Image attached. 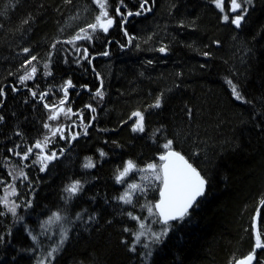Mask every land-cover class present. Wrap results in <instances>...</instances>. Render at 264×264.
<instances>
[{
    "label": "trees",
    "instance_id": "16d2710c",
    "mask_svg": "<svg viewBox=\"0 0 264 264\" xmlns=\"http://www.w3.org/2000/svg\"><path fill=\"white\" fill-rule=\"evenodd\" d=\"M229 5L221 12L215 0H108L115 23L93 32L101 11L94 0H0V198L13 183L8 166L27 175L15 186L16 215L0 203V264H235L255 248L256 221L264 242V0L244 5L239 28ZM117 8L132 17L122 23ZM85 28L91 39L73 40ZM32 66L36 81L21 84ZM69 80L87 91L80 100L92 110L83 122L73 117L78 132L70 126L45 142L50 109L39 97L52 92L59 106ZM134 112L144 116L143 132L133 131ZM169 140L208 185L155 244L152 233L166 226L155 208L148 212L161 184L147 165L162 163ZM37 142L56 152L43 171ZM89 158L94 166L85 168ZM128 160L144 171L118 183ZM76 181L81 189L70 196ZM126 191L127 204L119 199ZM53 213L61 220L45 223ZM255 253L264 264V249Z\"/></svg>",
    "mask_w": 264,
    "mask_h": 264
},
{
    "label": "snow or ice",
    "instance_id": "6c2138e0",
    "mask_svg": "<svg viewBox=\"0 0 264 264\" xmlns=\"http://www.w3.org/2000/svg\"><path fill=\"white\" fill-rule=\"evenodd\" d=\"M252 0H230L229 5V11L231 12H237L239 14L235 15L234 18L231 19V23L236 25V27L241 26V21L244 19V16L247 13V8L244 7L245 4H250ZM94 3L97 4V6L101 9L100 13L95 18V23L88 25L90 29H92L93 32L97 30V28L103 30L104 32H107L109 28L113 26L115 23V18L109 15V12L107 11V3L108 0H94ZM144 3H147V0H144ZM121 4H123V0H121ZM216 7L221 10V12H224V4L225 0H215ZM143 8V4L141 5ZM116 14L122 16V23L127 21V16L133 15L132 12H128L127 15H124L120 12V9H116ZM140 12H136L135 15H140ZM223 20L225 22L229 21V15L225 14L223 16ZM82 33H85V35L81 36L80 34H77L75 37H73V40H79V39H91L90 36L87 35L85 29H81ZM127 34V33H125ZM72 41H69L71 43ZM25 52L28 51V49L24 50ZM87 50L85 49V52ZM161 52L164 51L163 48L160 49ZM108 53L105 52L104 55H107ZM34 60L35 57H32ZM47 67V65H45ZM36 69L32 68L31 73L26 74L22 77H20L21 82L31 79L32 73H35ZM231 83V81H229ZM73 87V84L71 80L66 82V87L64 88L65 97H67V89ZM232 92L237 100H242L243 97L237 90V87L235 85H232ZM2 94V92H0ZM35 96L36 93H33ZM46 95V94H45ZM97 96L103 97V93L99 90L96 92ZM43 99V95L40 97ZM65 103L64 100L60 101V104L63 105ZM45 107H48V105H45ZM154 107H160V101L157 100ZM60 111H63L61 108ZM71 111V109H69ZM95 111V109H93ZM134 117H137L138 119L135 122V125L133 127V131H144V116L140 112H134L132 114ZM0 119H3L0 117ZM50 119H57L56 115H52ZM45 127H48L47 124H45ZM47 141V138H45V142ZM173 141L169 140L167 143L163 145L167 151L159 156V160L162 163H150L147 165V170H150L153 174L154 178L156 180L160 181L161 187L159 189V196L160 199L152 206L148 208L149 214H153V208L157 210V213L159 217L161 218L159 221H156L157 223H162L166 227L162 229L159 233H152V243L159 244L162 243V237H166L168 234V230L171 227L169 224L170 221H176V220H183L185 216L189 214V209L193 207V205L196 203L197 198L201 197L205 194V186L207 184L206 178L201 175L200 171L197 170L196 167L193 166L192 163H190L180 152L173 150L172 148ZM36 148L41 147V143L37 142L35 145ZM11 151V150H10ZM32 152V149L29 148L27 152H25L22 156L23 159H27L28 155ZM15 155H21L20 153H14ZM101 155L103 156L104 153L101 152ZM55 158V153H52L49 156L41 157L40 163L43 165L41 168V171H43L47 164L44 163L45 160H52ZM94 165L91 163V159H88V162L85 163V168H91ZM134 170L144 171L143 169H137V165L132 161L128 160L123 167V170H118V175L116 176V180L118 183H121L124 181V178L129 175ZM20 176L24 179H27V175L21 171ZM147 177H145L146 179ZM12 189V194L15 195V186L10 185L9 186ZM128 187L131 190H136L140 188V185H137L135 183H132L128 185ZM81 185L79 181L73 182L71 185H69L65 191L69 193L70 196L75 195L78 191H80ZM120 200H122L124 203H131V196L128 191H126L122 196L119 197ZM0 202H3L5 206H8L7 197L0 198ZM262 204H264V201H261ZM18 205L13 204L12 206L8 207V211L12 213L13 216L16 215V208ZM4 213H0V215H3ZM131 216V213H129ZM133 219H139L138 217H132ZM22 219V217L20 218ZM60 221L61 216L59 213H53L51 217H49L48 221L45 223L50 224L53 221ZM140 227L143 229L144 224L141 223ZM127 231V229H125ZM144 235V232H140L136 234V242H140V237ZM67 239L66 233H64L61 237L60 244L62 245L64 241ZM0 240H2V237H0ZM33 240H36V237H33ZM145 249H149V244L145 243L143 245ZM260 248L264 249V242H261V236L259 231H257L256 235V243L255 248L252 252H250L247 256L239 259L236 261V264H253V261L257 259L255 249ZM132 251H135V247L130 249ZM58 248H53L49 253L48 256H53V253L57 252ZM152 251L149 250L145 253V260L147 258L151 257Z\"/></svg>",
    "mask_w": 264,
    "mask_h": 264
},
{
    "label": "rangeland",
    "instance_id": "374dc122",
    "mask_svg": "<svg viewBox=\"0 0 264 264\" xmlns=\"http://www.w3.org/2000/svg\"><path fill=\"white\" fill-rule=\"evenodd\" d=\"M108 9V8H107ZM235 13V15H237V14H239V13H237V12H234ZM235 15H234V17H235ZM86 29V28H85ZM99 28H97V30H98ZM100 30V29H99ZM86 33H87V35L89 36V35H91V33L86 29ZM78 34H80L81 36H83V35H85V33H82V32H79ZM79 40H83V39H79ZM79 40H77V41H79ZM32 68H35L36 69V72L35 73H32V78L31 79H28V80H25V81H23V82H21V80H20V82H21V84H27V83H29V82H34V81H36V78H37V76H38V70H37V68L36 67H34V66H32V67H30V69H28L27 71H26V74H29V73H31V70H32ZM25 74V75H26ZM71 90H72V88H70ZM68 90H69V88L67 89V92H68ZM81 91H78V93H80ZM44 94V93H43ZM42 94V95H43ZM68 95L70 94V93H67ZM41 95V96H42ZM47 95H49L48 93H47ZM71 96V95H70ZM51 97H54V94H52V92L50 93V95H49V98H51ZM40 98V97H39ZM73 98H74V96L73 97H71V99L67 96V97H65V94L60 98V100H59V102L61 101V100H64L65 101V103L63 104V105H61L60 103L58 104L59 106H56V105H54L55 103H56V101H54V100H52V101H48V98L46 97V95H43V99H39V101L40 102H42V104H44V103H46L45 105H48V109H50V111H49V115H48V119H47V125H48V127H46V138L47 139H49V141L50 142H53L54 141V139H56L57 137H62L63 136V133L66 131V130H68V128H70V126H71V129H70V131H74V129L75 128H78V121H79V118H82V110H80V111H77V110H73L72 108L74 107V106H76V104H73L72 105V101H73ZM38 101V102H39ZM68 102H70L71 103V105H70V103H68ZM56 106V107H55ZM63 109V111H60V109ZM69 109H71V111H69ZM52 115H56L57 116V119H55V120H53V119H50V117L52 116ZM74 116H77V122L76 121H74L73 120V117ZM138 119V118H137ZM66 124V125H65ZM70 124V125H69ZM73 126V127H72ZM73 136L76 138L77 136H75L74 134H73ZM72 138V140H74V138L73 137H71ZM44 145V144H43ZM45 146V145H44ZM46 149L48 150V143H46ZM50 154V153H49ZM51 155V154H50ZM49 156V155H48ZM47 162V163H46ZM52 162H54V161H48V160H45L44 161V163H46L47 164V166L48 165H50ZM9 167V171H10V173H11V175H12V184H10V185H14V186H16V183H18L19 182V180H20V178H21V176H20V171L19 170H17L15 167H14V165H10V166H8ZM9 185V186H10ZM9 186H6L5 188H4V194H3V196H2V198L3 197H7V201H8V206H5V204L3 203V202H0L5 208H7L8 209V207H10V206H12L13 205V202H14V198H13V194H12V189L9 187ZM255 225V224H254ZM256 250H259V249H256ZM38 264H46V260H43V261H41V262H39Z\"/></svg>",
    "mask_w": 264,
    "mask_h": 264
},
{
    "label": "flooded vegetation",
    "instance_id": "af4514ba",
    "mask_svg": "<svg viewBox=\"0 0 264 264\" xmlns=\"http://www.w3.org/2000/svg\"><path fill=\"white\" fill-rule=\"evenodd\" d=\"M71 89L69 88V90H68V92L67 93H70L69 91H70ZM72 94L70 93L69 95L67 94V96L71 99V97H73L74 96V98H73V101H72V105L73 104H76V106H74L72 109L73 110H77V111H80V110H82V111H84V110H86V109H90V110H92V107H90V106H88V105H83L82 106V101L80 100L81 99V97L85 94V92L87 93V91L86 90H84V91H82L81 89H78V90H73L72 89ZM78 91H81L80 93H78ZM75 92V93H74ZM65 94V93H64ZM71 95V96H70ZM47 98H48V101L51 99V98H49V96H46ZM68 103H70V102H68ZM70 105H71V103H70ZM79 122H83V116H82V118H79ZM80 127L78 126V128H75L74 129V131H76V132H78V129H79ZM44 149V151L42 150V149ZM41 148H38L37 149V152H39L40 153V157H45V156H48V155H50V154H52V153H55V157H56V152H51V151H48L46 148H43L42 146H41ZM34 151H36V150H34ZM50 153V154H49ZM55 160V158H53L52 160H50V161H54Z\"/></svg>",
    "mask_w": 264,
    "mask_h": 264
},
{
    "label": "water",
    "instance_id": "95a60500",
    "mask_svg": "<svg viewBox=\"0 0 264 264\" xmlns=\"http://www.w3.org/2000/svg\"><path fill=\"white\" fill-rule=\"evenodd\" d=\"M151 12L149 11V14H150ZM130 17H132V15L130 16ZM234 26H236V25H234ZM238 28V27H237ZM72 89L74 88V87H71ZM76 89V88H75ZM78 89V88H77ZM22 90H28V91H31L32 92V94L34 93V91H32L30 88H24V89H20V91H22ZM19 91V90H18ZM46 94V96H48L47 95V93H44L43 95H45ZM36 96V95H35ZM35 96L33 95V97L35 98ZM46 103H44V105H45ZM56 107V106H55ZM47 108H49V107H47ZM41 148V147H40ZM42 149V148H41ZM43 151H44V149H42ZM174 150V149H173ZM176 151V150H175ZM186 158V157H185ZM187 159V158H186ZM188 160V159H187ZM194 166V165H193ZM207 185L208 184H206V186H205V194H206V192H207ZM204 194V195H205ZM203 195V196H204ZM203 196H201V197H198L197 198V201H196V203L193 205V207L192 208H190L189 209V212L199 203V201L203 198ZM160 199V198H159ZM156 212H157V210H156ZM159 216V215H158ZM160 218V217H159ZM161 219V218H160ZM176 221H178V220H176ZM176 221H170L169 223H173V222H176ZM254 227H255V231H256V233H257V231H258V221H256L255 222V225H254ZM256 249H260V248H256ZM256 263V260H254L253 261V264H255ZM236 264V263H235Z\"/></svg>",
    "mask_w": 264,
    "mask_h": 264
}]
</instances>
